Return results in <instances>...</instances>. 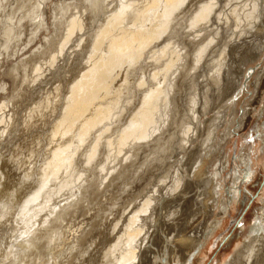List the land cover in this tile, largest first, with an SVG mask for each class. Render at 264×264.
I'll return each instance as SVG.
<instances>
[{"label": "bare ground", "instance_id": "bare-ground-1", "mask_svg": "<svg viewBox=\"0 0 264 264\" xmlns=\"http://www.w3.org/2000/svg\"><path fill=\"white\" fill-rule=\"evenodd\" d=\"M5 8L0 47L13 55L25 28L31 48L0 69L15 107L0 104V264L196 263L224 226L215 212L236 209L237 185L264 163L260 135L223 195L228 144L263 105L264 0ZM257 219L227 264H264V209Z\"/></svg>", "mask_w": 264, "mask_h": 264}, {"label": "rangeland", "instance_id": "rangeland-1", "mask_svg": "<svg viewBox=\"0 0 264 264\" xmlns=\"http://www.w3.org/2000/svg\"><path fill=\"white\" fill-rule=\"evenodd\" d=\"M9 3H10V0H4L0 4H2L3 8H5ZM7 9L8 8H5V10H7ZM24 30L28 32L27 29L24 28ZM27 32H22V33L27 34V35L22 34L23 35L22 41H24V42H21V41L20 42H16V41L14 42V46L12 47L13 55H8L6 50H3L0 47V60H2V61H0L1 62L0 66L3 67V65H7V66H4L6 69L5 70L6 72L11 67L10 65L17 64V61L20 58L21 50L15 52L17 46L20 49H23L21 54H23L22 57H24V59L22 60L21 64L27 62V60H28L27 56L29 55L28 51L31 48L29 45L26 44V39L28 38ZM24 35H26L25 36L26 39L23 38ZM234 62L236 64L239 61H237V59H236ZM2 63H5V64L2 65ZM258 63H260V61L252 64L254 66L253 68L255 70H256V67H258V69H259V67H261L263 64V62H261L259 65H258ZM17 65H19V64H17ZM4 67L3 68L0 67V69L4 70ZM5 71L1 72V70H0V75L2 74L0 76V79H1L0 80V85H1L0 88H2L0 90L2 92V93L0 92V104H2L3 101L4 102L7 101L8 107H10L13 105V101H14L12 98L13 82H12V78ZM248 80L249 81H247L246 84L250 83L252 81V78H250ZM4 87H5V89H4ZM6 88H7V90H6ZM3 89H4V91H2ZM4 93L6 94L5 95L6 98H5V96H3ZM251 93H252L251 91L245 89L244 94H246V95L244 96L245 99H244V97H243V99L247 100V97L252 96ZM5 99H7V100H5ZM256 103L257 102H254L253 106L256 105L257 111L254 113L251 120L248 121V123H247L248 126L246 127L247 129L242 131L241 134L235 133L234 138L231 140V143L228 144L227 153L230 155L229 161H230V165H231L230 167L231 168L228 167L225 170L226 172H224V177L226 179H225V187H224L225 189H223V195L226 197L229 196L230 189L232 187V184L230 183L229 176L233 174V170L235 169L236 166H238V164H239L238 160H239L240 155L243 153L249 155L250 154V151H249L250 147L254 148L255 144H259V140H260L259 136L260 135L264 136V109L262 108V106L264 105V99H263V103H262L263 105L261 106V108ZM9 104H11V105H9ZM13 107H14V105H13ZM12 108L10 107L9 109L12 110ZM21 113L22 114L20 115V118L23 119L25 117L26 112L22 110ZM240 115H241V113H240ZM0 127H3V125H0ZM237 128H238V125H236L234 127V129H237ZM260 145L262 146L261 143H260ZM254 151H252V155L255 154V155H253V157L257 158L259 152H257L256 150H254ZM256 152H257V154H256ZM260 161H264V159H260ZM256 162H257V160H256ZM255 168L258 170L257 176H256V174L255 175H249V178H251L252 180L249 181V178H248L247 180H244L242 183L240 182V184L237 185V192L239 193L240 199H239V202H238L236 209L231 210L228 214L222 215L221 217L220 216L218 217V215H219L218 213H220L221 211H216V212L214 211L215 214L212 217V221L215 222L217 218H218V220H222V218H223V220H224L223 225L224 226L219 228L217 230V232L214 233L215 235L212 234V236L210 237L211 239L209 238L207 249L204 251L206 254L204 256L203 255L199 256L197 258V260L195 261L196 263H194V264H227L231 260L233 255L236 253V249L239 246L246 244L247 241L249 240L250 233H251L250 230L255 225V223L257 224V222L259 221L257 219V217L259 216L260 212L264 209V163L262 164L261 162H259ZM209 221L210 220H208L206 227H207ZM176 222L177 221H174V223H176ZM67 224L70 226V228H69V232L66 233L65 236L66 237L68 236L69 240L73 242L72 250H75L77 238L81 235V232H80L81 229L78 228L79 227L78 220H72V221L68 222ZM155 230H156V228H155ZM163 230L159 231L160 236L163 237L165 235V237H166V233ZM164 247H165V245H164ZM173 247H174V245H173ZM164 257H165V259L169 260L168 256L164 255ZM164 257H163V260H165ZM198 259H200L199 260L200 263H199ZM171 260H173V258ZM243 260L246 261L243 258L242 260H240L236 264H246V263L248 264L247 261L243 262ZM166 264H170V263H166ZM171 264H175V260H173L171 262Z\"/></svg>", "mask_w": 264, "mask_h": 264}]
</instances>
